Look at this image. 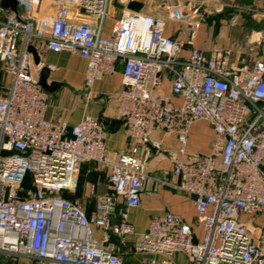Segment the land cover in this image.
<instances>
[{"label": "built area", "instance_id": "1", "mask_svg": "<svg viewBox=\"0 0 264 264\" xmlns=\"http://www.w3.org/2000/svg\"><path fill=\"white\" fill-rule=\"evenodd\" d=\"M16 1V12L0 4V62L9 78L0 94V264H124L131 236L138 264H171L176 254L190 264H264V229L243 219L264 211V32L249 40L257 56L236 65L227 49L196 47L201 4L144 0L143 9L159 1L163 16L114 0ZM168 22L179 24L177 36L165 33ZM38 45L83 58L88 93L121 67L113 98L129 152L110 159L106 130L90 115L73 127L45 118L41 67L27 50ZM197 123L214 133L206 154L189 150ZM159 134L177 143L168 157L174 180L161 183L191 197L195 216L187 222L166 211L137 234L129 212L141 207L150 151L163 149ZM85 164L105 171L110 188L95 196L90 215L66 197Z\"/></svg>", "mask_w": 264, "mask_h": 264}, {"label": "crops", "instance_id": "2", "mask_svg": "<svg viewBox=\"0 0 264 264\" xmlns=\"http://www.w3.org/2000/svg\"><path fill=\"white\" fill-rule=\"evenodd\" d=\"M143 12H151L150 14H152V10L147 8L143 9ZM152 15L164 16L163 12ZM81 19L87 20L86 17H81ZM111 25L110 20L104 23V36L109 35ZM178 27V23L168 22L165 33L175 37ZM209 34V30L202 25L196 36L195 45L204 52L209 49L206 42ZM37 52L40 58L39 66L48 67L50 72L47 83H60L58 89L52 93H47L45 118L53 123L65 122L68 127H73L79 123L83 115H90L97 118L106 130L105 144L110 159H113L120 152H129L133 147V142L126 136L122 122L115 116L116 102L113 98L114 94L121 88V67L116 65L115 73L95 82L90 93H88L84 83L86 61L83 58L67 51L54 53L44 49L43 45L37 46ZM157 136L163 137V149L160 152L150 151L146 166L149 180L141 196V207L129 212V222L137 234L145 231L151 218L162 215L166 211L181 216L187 222L192 221L195 216L191 197L161 183V181L170 182L174 180L172 163L168 157L175 151L177 143L174 137L163 136L162 134ZM213 138L214 133L207 124L197 123L192 127L189 135V150L196 154H206ZM143 151L144 149L141 148V152ZM88 168H92L90 174H86ZM92 185L95 191L93 195L90 193ZM109 193L107 173L96 170L92 164H85L82 167L75 194L68 196L78 199L85 214L90 215L94 209L95 196ZM122 206L121 199L114 203L116 215ZM243 219L250 229L255 231L264 229V211L252 216H244ZM127 240L128 246L123 250L124 264H138L140 256L131 252L127 253L133 237H127ZM171 264L190 263L183 254H176Z\"/></svg>", "mask_w": 264, "mask_h": 264}, {"label": "rangeland", "instance_id": "3", "mask_svg": "<svg viewBox=\"0 0 264 264\" xmlns=\"http://www.w3.org/2000/svg\"><path fill=\"white\" fill-rule=\"evenodd\" d=\"M188 3L201 4L206 12L203 26L210 34L206 38L208 47L219 46L230 51V60L241 65L257 56V51L250 52L249 40L256 32H264V0H185ZM147 9L162 13L159 1ZM151 13V12H150ZM9 82L0 62V94ZM133 253L130 249L127 253ZM18 264H28L19 259Z\"/></svg>", "mask_w": 264, "mask_h": 264}, {"label": "water", "instance_id": "4", "mask_svg": "<svg viewBox=\"0 0 264 264\" xmlns=\"http://www.w3.org/2000/svg\"><path fill=\"white\" fill-rule=\"evenodd\" d=\"M0 4L5 8L11 9L13 12L17 11L16 7L18 3L16 0H1ZM114 5H116L120 9H126L134 13H140L144 7V0H125L124 5L118 3L117 0H114ZM27 50L29 53H31L33 57L34 65H39L40 58L38 56V52L36 51V49L32 46H29ZM49 73L50 72L48 67L42 66L40 68L38 85L46 93H52L60 87V83L57 82L47 83Z\"/></svg>", "mask_w": 264, "mask_h": 264}, {"label": "trees", "instance_id": "5", "mask_svg": "<svg viewBox=\"0 0 264 264\" xmlns=\"http://www.w3.org/2000/svg\"><path fill=\"white\" fill-rule=\"evenodd\" d=\"M25 184L27 185V180H26ZM64 196H65V195H64ZM66 197H67V198H72V197H70V196H68V195H66Z\"/></svg>", "mask_w": 264, "mask_h": 264}]
</instances>
